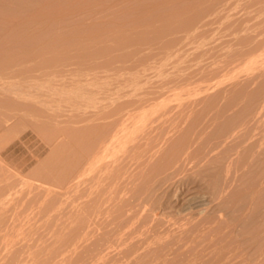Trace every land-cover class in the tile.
Instances as JSON below:
<instances>
[{
	"label": "rangeland",
	"instance_id": "rangeland-1",
	"mask_svg": "<svg viewBox=\"0 0 264 264\" xmlns=\"http://www.w3.org/2000/svg\"><path fill=\"white\" fill-rule=\"evenodd\" d=\"M27 2L26 0H0V55L2 54L0 56V219L2 218L0 221V234L2 233L0 235V264H124L125 262H128L127 264H247L248 262L249 264H263L264 0H27ZM25 4L27 5L26 7ZM1 50H3L4 53H2ZM10 55L13 58H11ZM65 64L69 67L68 69L64 67ZM232 82L235 85H233ZM225 83L229 84L226 85ZM83 90L86 95L83 94ZM239 91H242V97ZM176 93H178V97L175 95ZM191 93L193 95H191ZM224 93L226 95H224ZM77 95L81 97L77 98ZM223 97H225V99H223ZM78 99L80 100L79 103ZM191 99H193V103ZM154 100H159V102L156 101V104ZM236 101L239 104H236ZM181 103H183L185 107ZM185 103H187V106ZM137 105H139V108ZM167 105L171 107V109ZM220 105H223V107ZM172 106H175L173 110ZM177 106H179L181 110ZM133 108L136 110H133ZM226 108L227 110H225ZM239 108L240 111L238 112ZM143 109L146 110L144 111ZM153 110L155 112L157 111V113ZM195 110H197L198 113ZM213 110L215 112L211 114ZM248 110L249 112L251 111V113H249ZM179 111L182 113H179ZM41 112L45 115L41 114ZM107 112L109 114H107ZM225 112L229 113L227 114ZM119 113L125 114L124 116L126 119L128 118V121L131 120V123L128 122L125 117L123 118L122 114L119 115L120 119H122H118L119 116L117 115ZM128 113L130 118L128 117ZM137 113L139 115H137ZM170 113H172V115ZM255 113L258 116H256ZM164 114H166L167 117H164L166 116ZM244 114L247 115V117ZM111 116L114 119L111 118ZM142 116L147 118L144 119ZM193 116H195L196 119ZM141 117L142 120L145 121H142ZM97 118H99V120ZM149 118H153V120ZM206 118L208 119L205 122ZM124 119L126 121L123 122ZM183 119H185V121ZM134 121H136V123ZM147 121L148 123L150 121V123L148 124ZM171 121L174 123L172 124ZM122 122L123 125H121ZM127 123H129V125H127ZM199 123H202V125ZM227 123L228 125H226ZM86 124L89 126L86 127ZM241 124L242 126H240ZM170 125L174 126L171 127ZM237 125L241 128L238 129ZM139 126L140 129H137ZM191 126L193 127L191 128ZM200 126L202 129L204 128V130L206 126L209 130H212H207V132L203 130L202 132L200 128L201 133L199 130ZM223 126H225V128ZM257 126H259V128ZM121 127L125 129V132ZM141 127H143V131L146 130L145 128L150 129L153 131V133H151L153 135L157 132L156 134L159 135V137H157L158 139H160V135H162L161 137H170L171 141L174 138L175 141H177L175 142V148L178 149L180 145L179 150L176 149L175 152V148L172 146L174 141L171 142L169 140L170 138L168 139L169 141L163 138L162 140H165L163 141L164 143H162V140H160L161 142H155L156 135L153 136L154 138L152 139L150 130L145 131L148 133H144ZM154 127H157V129ZM209 127L213 128L210 129ZM255 127L256 129L258 128L257 131ZM168 130L170 133L172 132L173 135H171ZM176 130H178L179 139H176ZM232 130H234V132H232ZM238 130H240L241 133H235ZM80 131L82 132L81 134ZM134 131L137 133H134ZM123 133H126L128 135L127 137L132 138L129 139V141L137 139V142L134 141L135 144L132 141L126 142H128V146L134 149V153L137 152L140 156L142 154L140 158L136 155L137 158H135V160L140 163L139 161L142 158L141 161L146 164L144 165L142 163L144 168L141 169L142 165L140 164V168L136 167V169L135 165H139L136 161H134V163H132L133 161L129 162V165L132 163L131 166L133 169H131V166H124L127 163L124 162L125 160L123 157H126V161L129 158L130 161L134 153L127 157L128 155L126 153L129 151V153H132L133 149L131 148V150H129L128 146H123V144H126L123 140H128L125 134L122 135ZM188 133L193 134L191 136L192 139L194 138L193 142H188L189 140L192 141L191 138L186 139L190 137ZM203 133L210 134L206 135ZM232 133L235 134L234 137ZM143 134H146V137L150 136L149 138L140 137L144 136ZM198 134H200L199 137ZM132 135L135 136V138ZM204 135H211L210 139L212 141L208 139V137H206V139L203 138L205 137ZM212 135L214 136L212 137ZM196 136L198 140L201 139L203 142L206 140L207 143H211L208 145L202 143L200 147L202 145L204 146L200 150ZM140 138L147 139L144 141H146V143L150 141V143L148 142L147 145L142 141L146 146H144L145 144H140V146L138 145V143H140ZM181 138H185V140H187V145H190V147L196 149V151L193 149L192 153L191 151L186 152L192 148L188 149V146L184 142L185 140L182 141ZM195 138L197 142L195 141L194 143ZM201 140L200 143L202 142ZM183 142L185 143V147H183L186 148V155H184V149L180 150ZM225 142H227L228 146ZM231 142H234V144H231ZM235 142H237V144ZM170 143L171 146L168 145ZM192 143H194V145H191ZM87 144H89V146ZM134 145H136V149H139L138 151H135ZM223 145L225 146L223 147ZM247 145L248 147H246ZM151 146L153 147L151 148ZM121 147L122 149L124 148L123 151ZM157 147L159 149H157L158 152L156 153L155 148ZM221 147L222 149H220ZM225 147L227 149H225ZM117 148L118 150H116ZM144 149L145 153L146 150L148 151L147 154L142 153ZM205 149L206 151H204ZM120 150L122 152H120ZM152 150L158 154L160 158L159 161L156 160V156ZM160 150L165 152H163L165 156L168 154L171 156L172 154V162L174 161L173 157H175L173 163L176 162V164L171 163V157H163L164 154ZM236 150H238V153ZM150 151L152 152L150 153L151 155L147 156ZM177 151L181 152L179 153ZM194 151L196 154H198L199 151L202 153L196 156ZM119 152L123 153L122 155H126L121 157L122 160L120 158L122 155ZM140 152L141 154H139ZM178 154L182 155V157L180 155L182 161L181 158L179 161ZM188 154L190 156L193 154V156L197 158L202 155V158L200 157L199 160H194L193 157V161H196V164H192V156L189 160L190 156ZM160 155H162L163 158H161ZM185 156L187 157L185 158ZM94 157L95 160H93ZM165 158L168 163L170 162L169 165L171 168L174 167L176 171H179L177 174H175L176 171H171L174 170V168L166 172L165 167L167 165L168 169L169 165L168 163H164V161L167 162ZM183 158H185L184 165H182ZM117 160H119V162ZM202 160L203 162L201 164L200 162ZM224 160L226 161L224 162ZM122 161L123 164H125L121 166L120 163L122 164ZM190 161L191 165L190 163L188 165L187 162ZM177 162H181L182 164L180 163L178 166ZM147 163L150 164V167ZM186 163L187 168L185 166ZM108 164L112 168H110ZM133 164L135 165L133 166ZM155 164L160 165L157 167ZM228 164L229 166L227 167ZM163 165L165 166L163 167ZM192 165L196 166L193 167ZM199 165L201 167H199ZM145 166L151 168L150 171H148L149 168ZM188 166L190 170L191 167L194 169L190 172ZM226 169H229V171ZM141 170L145 171L143 172ZM239 170L242 171V176H240ZM152 171L155 172L153 173ZM182 171H184L185 174ZM123 172H129V174L130 172H140V174H137V177L134 173L133 176L138 179L142 177V179L138 181L134 179V177L129 178L130 176L127 177L129 174L125 173L128 174L125 175ZM105 173L107 176H104ZM167 173L168 177L166 175ZM236 175H239V177ZM148 176L153 177V179ZM154 176L157 177L155 178ZM105 177L108 178V180H106ZM169 177L170 179H168ZM223 177L224 179H222ZM162 178L167 181L166 184V181H163ZM97 179L103 181L99 183L101 180L98 181ZM226 179L228 181H226ZM152 180L156 181L153 182ZM207 180L209 182H207ZM214 180L217 182L215 183ZM238 180L242 181L240 182ZM171 181L172 183L174 181L176 182L170 186ZM98 183L100 184L99 186ZM177 183L181 184V190V186ZM254 184L257 185L258 188H256L257 186ZM158 185L161 187L163 186V189H160ZM108 186L111 188L109 189ZM207 186L208 188H206ZM228 186L234 187L229 189ZM114 187L118 188V191H120H116L117 189L115 190ZM168 187L171 189H168ZM166 188L167 190H165ZM132 189L136 192L132 191ZM145 190L147 195L145 194ZM173 191L175 192L173 193ZM182 191L184 192L182 193ZM223 191L228 192L223 193ZM115 192L116 194L118 192V194L115 195ZM149 195H151L150 197H152L151 199H153V202L156 201L155 204L153 203L154 205L152 204L153 206L150 205L152 203L151 199V203L148 201L150 198ZM124 196L126 197L124 198ZM250 197L251 199H249ZM143 199L148 203L145 202L144 204ZM225 199L227 200L225 201ZM242 199L244 200L242 201ZM247 199H249V201ZM79 200L81 202L83 201L82 204ZM110 200L114 201L109 202ZM135 206H139L138 208L140 210L138 208L136 209ZM230 207L232 209H230ZM236 209L240 210L238 211ZM212 212L215 213L213 214ZM248 213L250 215H248ZM147 214L149 217H146L148 216ZM104 216L105 219L103 218V220L102 217ZM239 216H242L240 217L241 219ZM138 217H140V219ZM95 218L98 220H96L97 222ZM106 218H108V220H106ZM186 218H188V220ZM192 218L195 219V221ZM230 218L232 220H230ZM25 221L27 223H25ZM212 221L213 223H211ZM141 222H143V224ZM29 223L30 225H27ZM190 223L192 225H190ZM230 223L231 225H229ZM221 224H223V226ZM12 225L14 229L9 228L10 226L12 227ZM180 225L179 231L177 226ZM217 225L221 228L218 229ZM169 226L171 228H169ZM229 226H232L231 229L233 230H231ZM163 227L168 228H166V230L165 228L163 229ZM213 228L214 230H212ZM175 229H177V232ZM2 230L4 231L2 232ZM13 230L16 231V233ZM161 230L162 232H160ZM183 230L185 233L182 232L181 235L180 232ZM174 231L177 233V236ZM9 232L12 233L10 234ZM127 232L128 236H126ZM140 232L148 236L143 237L142 234L140 235ZM121 233L122 235H120ZM150 233L151 235H149ZM170 233L172 234L169 235ZM221 233H223V235ZM253 233L255 234L253 235ZM198 235L201 236V238ZM134 236L138 237L134 238ZM161 236H164V238L162 239ZM196 236L197 238H195ZM228 236H231V238ZM152 237L154 238L153 240ZM160 238L161 240H159ZM221 238L224 239L222 240ZM12 239H14V242ZM242 239H244V241ZM186 240H188L187 243ZM207 240L209 244L208 242H204ZM225 241H227V243ZM130 242H132L133 245ZM170 242H172L173 245H171ZM237 242L240 244L239 246L236 244ZM247 242L250 243H248V246ZM126 243H129V245ZM178 245L181 246L182 249ZM198 245L201 251H199ZM243 245L244 247L246 246V248H244ZM107 246L110 249L114 247L113 250H115L111 251L112 249L109 250ZM139 247H141V249ZM225 247H227V249H225ZM233 248L235 250H233ZM172 251L174 252L170 254ZM190 251L193 252L191 253ZM258 251L261 252L259 253ZM238 252L239 254L237 255ZM222 253H224V255H222ZM102 255H104L105 260ZM170 255L174 257L172 258ZM215 255L216 257H214ZM227 255L231 256L229 257ZM253 255L256 257H253ZM232 256L233 258H231ZM245 256L248 258L246 259ZM217 257L219 259H217ZM201 258L204 260H201ZM160 260H162L163 263L160 262Z\"/></svg>",
	"mask_w": 264,
	"mask_h": 264
},
{
	"label": "bare ground",
	"instance_id": "bare-ground-1",
	"mask_svg": "<svg viewBox=\"0 0 264 264\" xmlns=\"http://www.w3.org/2000/svg\"><path fill=\"white\" fill-rule=\"evenodd\" d=\"M26 2H27V0H26ZM27 3H28V2H27ZM27 3H26V4H27ZM26 4H25V7L28 5V4H27V5H26ZM26 9H27V8H26ZM8 43H9V41H8ZM6 51H7V50H6ZM6 51H5V52H6ZM1 52L4 53L3 50H1ZM8 52H9V51H8ZM1 55H2V54H1ZM1 55H0V56H1ZM5 55H6V54H5ZM10 56H11V55H10ZM2 57H3V56H2ZM11 58H13V57L11 56ZM0 59H1V58H0ZM70 62H72V61H70ZM63 63H64V62H63ZM71 64H72V63H71ZM69 65H70V63H69ZM72 65H73V64H72ZM74 66H75V64H74ZM59 67H60V65H59ZM59 67H58V69H59ZM62 67H63V65H62ZM64 67H66L67 69L69 68V67H67L66 64H65ZM64 67H63V70H64ZM77 69H78V68H77ZM58 71H59V70H58ZM60 71H61V70H60ZM74 71H75V70H74ZM9 72H10V71H9ZM77 72H78V70H77ZM75 73H76V72H75ZM77 74H78V73H77ZM77 77H78V76H77ZM80 77H81V76H80ZM100 77H102V76H100ZM78 79H79V78H78ZM225 84H226V83H225ZM228 84H229V83H228ZM228 84H226V85H228ZM232 84H233V82H232ZM232 84H231V85H232ZM233 85H235V84H233ZM246 85H248V84H246ZM251 85H252V84H251ZM226 87H227V86H226ZM229 87H230V86H229ZM236 87H237V86H236ZM236 87H235V89H236ZM247 87H248V86H247ZM240 88H243V87H240ZM249 88H250V87H249ZM249 88H248V89H249ZM229 90H230V89H229ZM232 90L234 91L233 88H232ZM244 90H245V89H244ZM222 91H223V90H222ZM225 91H226V90H225ZM233 91H231V92H233ZM83 92H84V90H83ZM223 92H224V91H223ZM228 92H229V91H228ZM239 92H240V91H239ZM241 92H242V91H241ZM241 92H240V94H241ZM80 93H81V92H80ZM182 93H183V92H182ZM225 93H227V92H225ZM225 93H224V95H226ZM245 93H246V92H245ZM251 93H252V92H251ZM83 94H85V92H84ZM177 94H178V93H176L175 95L177 96ZM179 94H180V93H179ZM246 94H247V93H246ZM85 95H86V94H85ZM171 95H172V94H171ZM171 95H170V96H171ZM180 95H181V94H180ZM191 95H193V94L191 93ZM221 95H222V94H221ZM242 95H243V93L241 94V97H242ZM244 95H245V94H244ZM77 96H78V95H77ZM82 96H83V95H82ZM89 96H90V95H89ZM184 96H186V95H184ZM187 96H188V95H187ZM222 96H223V95H222ZM235 96H236V95H235ZM79 97H81V96H78L77 98H79ZM83 97H84V96H83ZM86 97H87V96H86ZM172 97H174V96H172ZM177 97H178V96H177ZM180 97H181V96H180ZM228 97H230V96H228ZM228 97H226V98H228ZM232 97H233V96H232ZM247 97H248V96H247ZM77 98H76V99H77ZM219 98H220V97H219ZM219 98H218V99H219ZM81 99H82V98H81ZM167 99H168V98H167ZM167 99H166V100H167ZM175 99H177V98H175ZM188 99H189V98H188ZM188 99H187V101H188ZM223 99H225V97H223ZM231 99H232V98H231ZM239 99H240V97H239ZM72 100H73V99H72ZM170 100H171V99H170ZM192 100H193V99H191V101H192ZM220 100H221V99H220ZM233 100H234V99H233ZM236 100H237V99H236ZM240 100H241V99H240ZM79 101H80V100L78 99V103H79ZM140 101H141V100H140ZM154 101L156 102L157 100H154ZM178 101H179V99H178ZM178 101H177V102H178ZM185 101H186V100H185ZM185 101H184V102H185ZM226 101H227V100H226ZM231 101H232V100H231ZM74 102H75V101H74ZM144 102H145V101H144ZM157 102H159V100H158ZM157 102H156V104H157ZM164 102H165V98H164ZM180 102H181V100H180ZM189 102H190V101H189ZM193 102H194V101H192V103H193ZM195 102H196V101H195ZM222 102H223V100H222ZM236 102H237V101H236ZM263 102H264V101H263ZM137 103H138V102H137ZM137 103H134V104H137ZM153 103H154V102H153ZM190 103H191V102H190ZM197 103H198V102H197ZM197 103H196V104H197ZM210 103H211V102H210ZM213 103H214V102H213ZM220 103H221V102H220ZM75 104H76V102H75ZM125 104H127V103H125ZM145 104H146V103H145ZM148 104H149V102H148ZM181 104L184 106L183 103H181ZM188 104H189V103H188ZM227 104H228V103H227ZM236 104H239V103L237 102ZM263 104H264V103H263ZM143 105H144V104H143ZM146 105H147V104H146ZM150 105H151V104H150ZM174 105H175V104H174ZM185 105L187 106V103H185ZM192 105H194V104H192ZM215 105H216V104H215ZM243 105H244V104H243ZM243 105H242V106H243ZM137 106H138V108H139V105H137ZM141 106H142V105H141ZM144 106H145V105H144ZM148 106H149V105H148ZM148 106H147V107H148ZM155 106H156V105H155ZM158 106H159V105H158ZM167 106H168V105H167ZM194 106H195V105H194ZM196 106H197V105H196ZM220 106L223 107V105H220ZM227 106H228V105H227ZM237 106H238V105H237ZM261 106H263V105H261ZM126 107H127V105H126ZM126 107H125V110H126ZM131 107H132V106H131ZM168 107H169V106H168ZM177 107L179 108V106H177ZM180 107H182V106H180ZM184 107H185V106H184ZM209 107H210V106H209ZM214 107H215V106H214ZM217 107H218V106H217ZM217 107H216V109H217ZM228 107H229V106H228ZM239 107H240V106H239ZM244 107H245V105H244ZM244 107H243V108H244ZM116 108H117V107H116ZM135 108H136V107H135ZM142 108H143V106H142ZM142 108H141V110H142ZM156 108H157V107H156ZM158 108H159V107H158ZM169 108L171 109V107H169ZM173 108H175V106H174V107L172 106V110H173ZM178 108H176V109H178ZM191 108H192V106H191ZM224 108H225V107H224ZM253 108H254V107H253ZM255 108H256V107H255ZM262 108H263V107H262ZM111 109H112V108H111ZM121 109H122V108H121ZM130 109H132V108H130ZM179 109L181 110V108H179ZM179 109H178V110H179ZM183 109H184V108H183ZM187 109H188V107H187ZM187 109H186V110H187ZM189 109H190V108H189ZM192 109H193V108H192ZM195 109H196V107H195ZM216 109H214V110H216ZM218 109H219V108H218ZM221 109H222V108H221ZM245 109H247V108H245ZM107 110H108V109H107ZM109 110H110V109H109ZM133 110H136V109L133 108ZM143 110H144V109H143ZM145 110H146V109H145ZM145 110H144V111H145ZM154 110H155V109H154ZM154 110H153V111H154ZM168 110H169V109H168ZM172 110H171V111H172ZM186 110H185V111H186ZM197 110H198V109H197ZM197 110H195V111L197 112ZM208 110H209V109H208ZM214 110L211 112V114H212L213 112H215ZM219 110H220V109H219ZM225 110H227V108H226ZM242 110H243V109H242ZM249 110H250V109H249ZM249 110H248V112H249ZM258 110H259V109H258ZM114 111H115V110H114ZM128 111H129V110H128ZM150 111H151V109H150ZM161 111H162V110H161ZM216 111H217V110H216ZM233 111H235V110H233ZM233 111H232V112H233ZM239 111H240V108H239L238 112H239ZM244 111H245V110H244ZM244 111H243V112H244ZM255 111H256V110H255ZM104 112H106V111H104ZM104 112H103V113H104ZM116 112H117V111H116ZM116 112H115V113H116ZM126 112H127V111H126ZM135 112H136V111H135ZM141 112H142V111H141ZM154 112H155V111H154ZM164 112H165V111H164ZM192 112H194V111H192ZM196 112H195V113H196ZM219 112H220V111H219ZM246 112H247V111H246ZM256 112H257V111H256ZM261 112H262V110H261ZM263 112H264V110H263ZM130 113H131V112H130ZM139 113H140V112H139ZM146 113H147V112H146ZM155 113H157V111H156ZM177 113H178V112H177ZM179 113H182V112L179 111ZM190 113H191V112H190ZM195 113H194V114H195ZM197 113H198V112H197ZM197 113H196V114H197ZM201 113H202V112H201ZM225 113H227V112H225ZM228 113H229V112H228ZM228 113H227V114H228ZM241 113H242V112H241ZM249 113H251V111H250ZM258 113H260V112H258ZM41 114H44V113L41 112ZM107 114H109V113L107 112ZM121 114H122V113H121ZM121 114L119 113L118 115H117V114H116V115L119 116V115H121ZM143 114H144V112H143ZM151 114H153V113H151ZM170 114L172 115V113H170ZM173 114H174V113H173ZM175 114H176V113H175ZM185 114H186V113H185ZM216 114H217V113H216ZM230 114H231V112H230ZM230 114H229V115H230ZM255 114H256V113H255ZM44 115H45V114H44ZM111 115H112V114H111ZM116 115H115V116H116ZM122 115H123V114H122ZM124 115H125V114H124ZM124 115H123V118L125 117ZM132 115H133V114H132ZM137 115H139V114L137 113ZM140 115H142V114H140ZM147 115H148V114H147ZM156 115H157V114H156ZM158 115H159V114H158ZM161 115H162V114H161ZM164 115H166V114H164ZM164 115H163V116H164ZM181 115H182V114H181ZM188 115H189V114H188ZM197 115H198V114H197ZM202 115H203V114H202ZM202 115H201V116H202ZM218 115H219V114H218ZM221 115H222V114H221ZM244 115H245V114H244ZM244 115H243V116H244ZM40 116H41V115H40ZM42 116H43V115H42ZM112 116H113V115H112ZM112 116H111V118H113ZM115 116H114V117H115ZM130 116H131V115H130ZM149 116H150V115H149ZM149 116H148V117H149ZM153 116H154V115H153ZM182 116H183V115H182ZM190 116H191V115H190ZM209 116H210V115H209ZM230 116H231V115H230ZM232 116H233V115H232ZM245 116L247 117V115H245ZM249 116H250V115H249ZM249 116H248V117H249ZM252 116H253V115H252ZM256 116H258V115L256 114ZM260 116H261V114H260ZM89 117H90V116H89ZM128 117H129V113H128ZM133 117H134V116H133ZM137 117H138V116H137ZM139 117H140V116H139ZM142 117H143V116H142ZM142 117H141V120H142ZM150 117H151V116H150ZM161 117H162V116H161ZM161 117H160V119H161ZM164 117H167V115L164 116ZM164 117H163V118H164ZM172 117H173V116H172ZM178 117L181 118L180 116H178ZM185 117H186V116H185ZM191 117H192V116H191ZM193 117L195 118V116H193ZM205 117H206V116H205ZM213 117H214V116H213ZM216 117H217V116H216ZM222 117H223V115H222ZM90 118H92V117H90ZM94 118H95V117H94ZM129 118H130V117H129ZM143 118L145 119V118H147V117H143ZM217 118H218V117H217ZM231 118H232V117H231ZM236 118H237V117H236ZM240 118H241V117H240ZM257 118H258V117H257ZM263 118H264V117H263ZM97 119L99 120V118H97ZM113 119H114V118H113ZM116 119H117V117H116ZM118 119H120V116H119ZM121 119H122V118H121ZM121 119H120V120H121ZM125 119H126V117H125ZM125 119L123 120V122L126 121L128 118H127L126 120H125ZM133 119H135V118H133ZM133 119H132V121H133ZM138 119H139V118H138ZM138 119H137V120H138ZM149 119H150V120H153V118H152V119L149 118ZM154 119H156V118H154ZM158 119H159V118H158ZM167 119H168V118H167ZM169 119H170V118H169ZM189 119H190V118H189ZM192 119H193V118H192ZM195 119H196V118H195ZM200 119H201V117H200ZM203 119H204V118H203ZM207 119H208V118H206L205 122L207 121ZM222 119H223V118H222ZM255 119H256V118H255ZM255 119H253V120H255ZM89 120H90V119H89ZM93 120H94V119H93ZM120 120H119V121H120ZM156 120H157V119H156ZM163 120H164V119H163ZM172 120H173V118H172ZM183 120L185 121V119H183ZM186 120H187V119H186ZM236 120H237V119H236ZM240 120H241V119H240ZM246 120H248V119H246ZM249 120H250V119H249ZM256 120H257V119H256ZM262 120H263V119H262ZM262 120H261V122H262ZM127 121H128V120H127ZM130 121H131V120H130ZM130 121H128V122H130ZM142 121H145V120H142ZM161 121H162V120H161ZM168 121H169V120H168ZM187 121H188V120H187ZM193 121H194V120H193ZM196 121H198V120H196ZM219 121H220V123H221V120H220V119H219ZM90 122H92V121H90ZM90 122H89V123H90ZM103 122H104V121H103ZM106 122H107V121H106ZM123 122H122V124H121V123H120V124L123 125ZM134 122L136 123V121H134ZM138 122H140V121H138ZM181 122H182V121H181ZM200 122H201V121H200ZM223 122H224V121H223ZM247 122H249V121H247ZM251 122H253V121H251ZM261 122H260V123H261ZM118 123H119V122H118ZM118 123H117V124H118ZM130 123H131V122H130ZM147 123H148V121H147ZM149 123H150V121H149ZM149 123H148V124H149ZM154 123H155V121H154ZM156 123H157V121H156ZM169 123H170V121H169ZM171 123L173 124L174 122L171 121ZM195 123H196V122H195ZM215 123H216V122H215ZM225 123H226V122H225ZM240 123H241V122H240ZM255 123H256V122H255ZM90 124H91V123H90ZM120 124H119V125H120ZM125 124H126V123H125ZM132 124H133V123H132ZM132 124H131V126H132ZM139 124H140V123H139ZM151 124H152V123H151ZM182 124H183V123H182ZM184 124H185V123H184ZM199 124L202 125V123H199ZM209 124H210V123H209ZM212 124H213V123H212ZM232 124H233V123H232ZM236 124H237V123H236ZM242 124H243V122H242ZM242 124H241L240 126H242ZM248 124H249V123H248ZM257 124H258V123H257ZM127 125H129V123H127ZM135 125H136V124H135ZM142 125L144 126L143 123H142ZM155 125H156V124H155ZM185 125H186V124H185ZM192 125H193V123H192ZM207 125H208V124H207ZM218 125H219V124H218ZM221 125H222V123H221ZM226 125H228V123H227ZM226 125H225V126H226ZM259 125H260V124H259ZM263 125H264V124H263ZM75 126H76V125H75ZM87 126H89V125L86 124V127H87ZM99 126H100V125H99ZM106 126H107V125H106ZM124 126H125V125H124ZM124 126H123V127H124ZM136 126H137V125H136ZM170 126H171V125H170ZM173 126H174V125H172L171 127H173ZM188 126H189V125H188ZM203 126H205V125H203ZM211 126H212V125H211ZM225 126H223V127L225 128ZM245 126H246V124H245ZM250 126H251V125H250ZM91 127H92V126H91ZM123 127H121V129H124ZM180 127H181V126H180ZM192 127H193V126H191V128H192ZM194 127H195V125H194ZM217 127H219V126H217ZM232 127H233V125H232ZM237 127H238V129L241 128V127H239L238 125H237ZM243 127H244V126H243ZM257 127L259 128V126H257ZM92 128H93V127H92ZM104 128H106V127H104ZM110 128H111V127H110ZM118 128H119V126H118ZM125 128H126V127H125ZM130 128H131V127H130ZM134 128H135V126H134ZM141 128H142V131H143V127H141ZM154 128L157 129V127H154ZM158 128H159V127H158ZM160 128H161V127H160ZM162 128H163V127H162ZM197 128H198V127H197ZM200 128H201V126L199 127V130H200ZM206 128H207V126L205 127V130H204V128H203V129L201 128L202 132H203V130H204V132H207V130H209L208 128H207V129H206ZM209 128H210V127H209ZM211 128H213V127H211ZM211 128H210V129H211ZM226 128H227V127H226ZM251 128H252V126H251ZM258 128H257V129H258ZM80 129H81V128H80ZM98 129H100V128H98ZM111 129H112V128H111ZM127 129H128V128H127ZM127 129H126V131H127ZM137 129H140V126H139ZM145 129H146V130L143 131L144 133H148V132H145V131H147V130L149 131V130H150V129H148V128H145ZM156 129H155V130H156ZM165 129H166V128H165ZM168 129H169V128H168ZM177 129H178V128H177ZM179 129H180V128H179ZM181 129H182V128H181ZM229 129H231V128H229ZM246 129H247V128H246ZM255 129H256V127H255ZM257 129H256V131H257ZM260 129H261V128H260ZM82 130H83V129H82ZM89 130H90V129H89ZM91 130H92V129H91ZM106 130H107V129H106ZM128 130H130V129H128ZM132 130H133V129H132ZM135 130H136V128H135ZM162 130H163V129H162ZM169 130H171V129H169ZM169 130H168V132H169ZM186 130H187V129H186ZM190 130H191V129H190ZM194 130H195V129H194ZM201 130H200V132H201ZM211 130H212V129H211ZM211 130H209V131H211ZM217 130H218V129H217ZM220 130H221V129H220ZM236 130H237V129H236ZM83 131H85V130H83ZM112 131H113V129H112ZM117 131H119V130H117ZM123 131L125 132V129H124ZM138 131L141 132V133H143V132L140 131V130H138ZM160 131H161V129H160ZM163 131H165V130H163ZM171 131H172V130H171ZM176 131H177V133H176V134H177L176 139H179V138H178V130H176ZM225 131H226V130H225ZM252 131H254V130H252ZM263 131H264V129H263ZM91 132H92V131H91ZM98 132H99V131H98ZM131 132H133V131H131ZM158 132H159V131H158ZM161 132H162V131H161ZM181 132H182V131H181ZM187 132H188V131H187ZM195 132H197V131H195ZM198 132H199V131H198ZM202 132H201V133H202ZM228 132H229V131H228ZM232 132H234V130H232ZM238 132L241 133L240 130L236 131L235 133H238ZM249 132H250V131H249ZM81 133H82V132L80 131V134H81ZM112 133H114V132H112ZM112 133H111V134H112ZM126 133H127V132H126ZM126 133H123L122 135L125 134L126 137H127L128 135H127ZM134 133H137V132L134 131ZM141 133H139V134H141ZM151 133H153V131L150 130V134H151ZM156 133H157V132H156ZM156 133H154V135L151 134V135H152V139L154 138L153 136H155V135H156V138L159 137V135H157ZM169 133H170V132H169ZM184 133H185V132H184ZM191 133H193V132H191ZM201 133H200V134H201ZM212 133H213V132H212ZM216 133H217V132H216ZM245 133H246V132H245ZM253 133H254V132H253ZM253 133H251V134H253ZM78 134H79V133H78ZM90 134H93V133H90ZM90 134H89V135H90ZM101 134H102V133H101ZM132 134H133V133H132ZM159 134H160V132H159ZM170 134L173 135L172 132H171ZM176 134H175V135H176ZM186 134H187V133H186ZM188 134L190 135V137H189V138H186V139H190L191 136H192L193 134L196 135L195 133H193V134L188 133ZM200 134H198V137H199ZM203 134H206V133H203ZM209 134H210V133H207L206 135H209ZM232 134H233V137H234L235 134H234V133H232ZM76 135H77V134H76ZM113 135H114V134H113ZM143 135H144V136H140V137H143V138H144V137H145V138H149V136H150V135H149V136L146 137V136H145L146 134H143ZM206 135H204L205 137H203V138H205V139H206V137H208V139L211 138V137H210L211 135H210V136H206ZM230 135H231V133H230ZM243 135H244V134H243ZM74 136H75V135H74ZM105 136H106V135H105ZM129 136H130V135H129ZM132 136H133V135H132ZM161 136H162V135H160V139L157 138L158 140L155 138V142H158V141L161 142L160 140H162L163 138H164L165 140H167V141H169V140L171 141V138H170V137H169V138H170V139H169V138H167L166 136H165V137H161ZM167 136H168V135H167ZM187 136H188V135H187ZM187 136H184V137H187ZM201 136H202V134H201ZM213 136H214V135H212V137H213ZM227 136H228V135H227ZM258 136H259V135H258ZM79 137H80V136H79ZM130 137H131V136H130ZM133 137L135 138V136H133ZM194 137H195V136H194ZM198 137L196 136L197 140H198ZM218 137H219V136H218ZM222 137H223V136H222ZM230 137H232V136H230ZM233 137H232V138H233ZM237 137H238V136H237ZM245 137H246V136H245ZM251 137H252V136H251ZM259 137H261V136H259ZM263 137H264V136H263ZM92 138H93V137H92ZM108 138H109V137H108ZM111 138H112V137H111ZM127 138H128V140H123V141L126 142V141H129V139H132V138H129V137H127ZM172 138H173V136H172ZM182 138H183V137H182ZM182 138H181V139H182ZM196 138H195V140H194V143H195V141L197 142ZM200 138H201V137H200ZM219 138H220V137H219ZM248 138H249V137H248ZM248 138H247V139H248ZM82 139H83V138H82ZM88 139H89V138H88ZM90 139H91V138H90ZM97 139H98V138H97ZM97 139H96V140H97ZM124 139H125V138H124ZM140 139H141V138H140ZM140 139H139L140 143H138V145H140V144H141V145H144V144L146 143V141H144V140H147V139H141V140H140ZM168 139H169V140H168ZM193 139H194V138H193ZM193 139L191 138L192 141L189 140L188 142H193ZM205 139H204V140H205ZM208 139H207V140H208ZM212 139H214V138H212ZM217 139H218V138H217ZM217 139H216V140H217ZM221 139H222V138H221ZM234 139H235V138H234ZM236 139H237V138H236ZM262 139H263V138H262ZM83 140H84V139H83ZM91 140H92V139H91ZM98 140H99V139H98ZM104 140H105V139H104ZM111 140H112V139H111ZM114 140H116V139H114ZM114 140H113V141H114ZM136 140H137V139H136ZM136 140H130V141H132V142L134 143V141L137 142ZM148 140H151V139H148ZM156 140H157V141H156ZM165 140H162V143H164L163 141H165ZM183 140H185V138L182 139V141H183ZM200 140H201V139H199L198 142H197V144H198L199 147H200V145H201L202 143H203L204 145H205V143H206V145H208L209 143H211V142H208V143H207L206 140H205V142H203V141L201 140L202 142L200 143ZM210 140H211V139H210ZM218 140H219V139H218ZM223 140H224V139H223ZM238 140H239V139H238ZM244 140H245V139H244ZM251 140H252V139H251ZM253 140H254V139H253ZM94 141H95V140H94ZM107 141H108V140H107ZM130 141H129V142H130ZM142 141H144L145 143L142 142ZM172 141H174V144L172 143V146L175 148V146H176V145H175V142H177V141H175L174 138L172 139ZM172 141H171V142H172ZM178 141H179V140H178ZM211 141H212V140H211ZM213 141H214V140H213ZM228 141H229V139H228ZM87 142H88V141H87ZM117 142H118V141H117ZM141 142H142V143H141ZM148 142L150 143V141H148ZM148 142H147V143H148ZM179 142H181V141H179ZM184 142H185L186 145H187V140H185ZM184 142L182 143V146H181L180 150H181V149H184V155H186V154H185L186 152H190V151H191V153H192L194 148L190 147V145H189V146L187 145V146H188V149H190V148H192V149L189 150V151H186V150H185L186 148H184V147H185V143H184ZM216 142H217V141H216ZM219 142H220V141H219ZM246 142H247V141H246ZM260 142H261V141H260ZM262 142H263V141H262ZM97 143H98V142H97ZM100 143H101V142H100ZM102 143H104V142H102ZM107 143H108V142H107ZM113 143H114V142H113ZM120 143H121V142H120ZM147 143H146V144H147ZM194 143H192L191 145H194ZM199 143H200V144H199ZM228 143H229V142H228ZM232 143L234 144V142H231V144H232ZM235 143L237 144V142H235ZM238 143H239V141H238ZM256 143H257V142H256ZM109 144H110V143H109ZM109 144H108V145H109ZM111 144H112V143H111ZM117 144H118V143H117ZM134 144H135V143H134ZM146 144H145L144 146H146ZM179 144H181V143H179ZM217 144H218V143H217ZM225 144L227 145V142H225ZM239 144H240V143H239ZM241 144H242V143H241ZM253 144H254V143H253ZM262 144H263V143H262ZM87 145L89 146V144H87ZM97 145H98V144H97ZM101 145H103V144H101ZM101 145H100V146H101ZM120 145H122V144H120ZM128 145H129L128 142H126L125 145L123 144V146H128ZM141 145H140V146H141ZM147 145H148V144H147ZM152 145H153V144H152ZM168 145L171 146V143L168 144ZM168 145H166V146H168ZM177 145H178V143H177ZM195 145H196V144H195ZM204 145H202V146L200 147V150L203 148ZM212 145H215V144H212ZM221 145H222V144H221ZM221 145H219V146H221ZM243 145H244V144H243ZM251 145H252V144H251ZM254 145H255V144H254ZM100 146H99V147H100ZM123 146H122V147H123ZM135 146H136V145H134L133 147L135 148ZM166 146H165V147H166ZM183 146H184V147H183ZM198 146H196V147H198ZM210 146H211V145H210ZM224 146H225V145H223V147H224ZM227 146H228V145H227ZM227 146H226V147H227ZM259 146H260V145H259ZM111 147H112V145H111ZM122 147H121V149H122ZM128 147H129V150H131L132 147H130V146H128ZM152 147H153V146H151V148H152ZM154 147H155V146H154ZM179 147H180V145H179ZM179 147H178V149L175 148V152H176V149L179 150ZM199 147H198V148H199ZM212 147H213V146H212ZM226 147H225V149H227ZM246 147H248V145H247ZM105 148H106V147H105ZM115 148H116V147H115ZM115 148H114V150H115ZM119 148H120V147H119ZM126 148H127V147H126ZM174 148H173V149H174ZM244 148H245V147H244ZM92 149H93V148H92ZM123 149H124V148H123ZM123 149H122V151H123ZM132 149H133V148H132ZM135 149H136V148H135ZM149 149H150V147H149ZM149 149H148V150H149ZM153 149H154V148H153ZM157 149H159V148H158V147L155 148V150H156L155 152H156V153L158 152ZM207 149H208V148H207ZM217 149H218V148H217ZM220 149H222V147H221ZM236 149H237V148H236ZM240 149H241V148H240ZM249 149H250V148H249ZM253 149H254V148H253ZM94 150H95V149H94ZM107 150H108V148H107ZM116 150H118V148H117ZM129 150H128V151H129ZM138 150H139V149H136L135 151H138ZM140 150H141V149H140ZM150 150H151V149H150ZM194 150L196 151V149H194ZM210 150H211V149H210ZM234 150H235V148H234ZM234 150H233V151H234ZM241 150H242V149H241ZM244 150H245V149H244ZM247 150H248V149H247ZM95 151H96V150H95ZM109 151H110V150H109ZM122 151L120 150V152H122ZM128 151H127V152H128ZM132 151H133L132 153H129L130 151L128 152L129 154L126 153V154L128 155L127 157H129L130 154H133V153H134V149H133ZM160 151H161L162 153L164 152V151H162V150H160ZM160 151H159V152H160ZM185 151H186V152H185ZM195 151H194V152H195ZM202 151H203V150H202ZM204 151H206V149H205ZM222 151H223V150H222ZM236 151H237V153H238V150H236ZM242 151H243V150H242ZM250 151H251V150H250ZM89 152H90V151H89ZM92 152H94V151H92ZM120 152H119V153H120ZM125 152H126V151H125ZM125 152H124V153H125ZM152 152H154V150H152ZM152 152L150 151V152H149V155H147V156H150V155H151L150 153H152ZM155 152H154V155L156 156V160L159 161L160 158H159L158 154H156ZM161 152H160V154H161ZM177 152L180 153L181 151H177ZM197 152H198V151H197ZM211 152H212V151H211ZM214 152H215V151H214ZM216 152H217V151H216ZM219 152H220V150H219ZM230 152H231V151H230ZM234 152H235V151H234ZM245 152H246V151H245ZM94 153H95V152H94ZM97 153H98V152H97ZM136 153H137V152H135L132 156L130 155L131 158H132V157L134 158V160H133V158H132V160H130V161H129V158H128V160L126 161V157H123V156H126V155H122L123 153H120V154L122 155V156H120V158L123 157L124 160H125L124 162L127 163L126 165H124L125 163L123 164V161H122V164L120 163V165H121V166L124 165L125 167H126V166H131L132 163H134V161H136V160H135V158H137L136 155L139 156L138 158H140V157L142 156L141 152L139 153V154H141V156L138 155V153H137V154H136ZM142 153L147 154L148 151L146 150V153H145V149H144V150L142 151ZM164 153H165V152H164ZM164 153H163V154H164ZM182 153H183V150H182ZM182 153H181V154H182ZM199 153H202V152L199 151ZM199 153L196 154V152H195V155L197 156V155H199ZM212 153H213V152H212ZM241 153H242V152H241ZM109 154H110V152H109ZM112 154H113V153H112ZM120 154H119V155H120ZM163 154H162V155H163ZM166 154H167V153H166ZM181 154H180V155H181ZM189 154H190V153H189ZM189 154H188V155H189ZM193 154H194V153H193ZM193 154L191 155L192 158H191V156L189 155V156H190V157H189V160H190V158H191V160H192V164H196V163H195L196 161H195V162L193 161V157H194ZM203 154H204V153H203ZM221 154H222V153H221ZM230 154H231V153H230ZM230 154H228V155H230ZM247 154H248V153H247ZM89 155H90V153H89ZM92 155H93V153H92ZM105 155H107V154H105ZM134 155H135V157H134ZM162 155H160L161 158H163V157L165 156V154L163 155V157H162ZM178 155H179V154H178ZM180 155H179V161H180V158L182 157V155H181V157H180ZM188 155H187V156H188ZM200 155H201V154H200ZM208 155H209V154H208ZM213 155H214V154H213ZM222 155H223V154H222ZM234 155H235V154H234ZM237 155H238V154H237ZM249 155H250V154H249ZM249 155H248V156H249ZM94 156H95V155H94ZM97 156H98V155H97ZM172 156H173L172 154H171V156H169V154H168V155L165 156V157H166V158H167V157H168V158L171 157L170 160H171V163H173V162L175 161V157H173V158H174V161L172 162ZM187 156H185V158H186ZM196 156L194 157V160H199V158H200L202 155H201L200 157L198 156V158H197ZM230 156H232V155H230ZM241 156H242V155H241ZM243 156H244V155H243ZM250 156H251V155H250ZM91 157H92V156H91ZM98 157H100V156H98ZM106 157H107V156H106ZM157 157H158V158H157ZM208 157H209V156H208ZM235 157H236V156H235ZM108 158H109V156H108ZM112 158H113V157H112ZM114 158H115V157H114ZM117 158H119V157H117ZM166 158H165V160H166ZM176 158H177V154H176ZM185 158H183V164L180 162L182 165H184ZM201 158H202V157H201ZM206 158H207V157H206ZM209 158H210V157H209ZM89 159H90V158H89ZM93 160H95V157L93 158ZM100 160H101V158H100ZM121 160H122V158H121ZM141 160H142V158H141ZM141 160L139 161L140 163H138V161H136V162L139 164L138 166L135 165V164H133V166L135 165V168H136V167L140 168L139 166H140V164H141V165H142L141 169L144 168L143 166L146 165V164L143 163ZM149 160H150V157H149ZM170 160H169V161H170ZM177 160H178V158H177ZM189 160H188V161H189ZM207 160H208V158H207ZM213 160H214V157H213ZM230 160H231V158H230ZM241 160H242V158H241ZM117 161L119 162V160H117ZM132 161H133V162H132ZM163 161H164V160H163ZM166 161H167V160H166ZM181 161H182V158H181ZM218 161H219V160H218ZM225 161H226V160H224V162H225ZM236 161H237V160H236ZM249 161H250V160H249ZM249 161H247V162H249ZM95 162H96V161H95ZM95 162H94V163H95ZM129 162H132L131 165H129ZM136 162H135V163H136ZM150 162H151V161H150ZM202 162H203V160H202L200 163L202 164ZM204 162H205V161H204ZM206 162H207V161H206ZM222 162H223V161H222ZM245 162H246V160H245ZM98 163H99V160H98ZM106 163H107V161H106ZM116 163H117V162H116ZM137 163H136V164H137ZM142 163H143L144 165H143ZM155 163H156V161H155ZM164 163H168V161H167V162L164 161ZM169 163H170V162H169ZM169 163H168V165H169ZM177 163H178L177 165L179 166L180 163H179V162H177ZM187 163H188V165H189V163H190V165H191V161H190V162H187ZM187 163H186V165H185L186 168H187ZM209 163H210V162H209ZM232 163H233V161H232ZM238 163H239V162H238ZM109 164H110V162H109ZM109 164H108V166H109ZM160 164H161V162H160ZM160 164H159V165H160ZM162 164H163V163H162ZM173 164H176V162L173 163ZM198 164H199V162H198ZM201 164H200V165H201ZM203 164H205V163H203ZM214 164H215V163H214ZM217 164H218V163H217ZM226 164H227V163H226ZM229 164H230V163H229ZM229 164L227 165V167L229 166ZM240 164H241V163H240ZM244 164H245V163H244ZM120 165H118V166H120ZM147 165H149V167H150V164L147 163ZM155 165H157V164H155ZM159 165H157V167H158ZM171 165H172V164H171ZM200 165H199V167H201ZM218 165H219V164H218ZM224 165H225V163H224ZM262 165H263V164H262ZM111 166H112V165H111ZM164 166H165V165H163V167H164ZM169 166H170V165H169ZM169 166H168V169H167V165H166V167H165L166 172L174 168V167L171 168V166H170V168H169ZM192 166H193V165H192ZM195 166H196V165H195ZM195 166H193V167H195ZM230 166H231V165H230ZM245 166H246V165H245ZM245 166H244V167H245ZM247 166H248V165H247ZM96 167H97V166H96ZM98 167H99V166H98ZM109 167H110V166H109ZM109 167H108V168H109ZM113 167H114V166H113ZM131 167H132V166H131ZM131 167H130V168H131ZM145 167H146V168H149V167H147V166H145ZM151 167H152V166H151ZM160 167H162V166H160ZM181 167H182V166H181ZM205 167H206V166H205ZM217 167H218V166H217ZM233 167H234V166H233ZM110 168H112V167H110ZM135 168H134V169H135ZM146 168H145V169H146ZM189 168H190V167L188 166V169H189ZM213 168H214V167H213ZM224 168H226V167H224ZM229 168H230V167H229ZM236 168H237V167H236ZM242 168H243V166H242ZM245 168H246V167H245ZM245 168H244V169H245ZM114 169H115V168H114ZM118 169H119V168H118ZM131 169H133V167H132ZM136 169H137V168H136ZM136 169H135V170H136ZM150 169H151V168H149L148 171H150ZM181 169H182V168H181ZM192 169H194V168L191 167V170L189 169L190 172L192 171ZM195 169H196V168H195ZM202 169H203V166H202ZM209 169H210V168H209ZM219 169H220V168H219ZM230 169H231V168H230ZM237 169H238V168H237ZM237 169H236V171H237ZM98 170H99V169H98ZM112 170H113V169H112ZM138 170H139V169H138ZM152 170H153V169H152ZM163 170H164V168H163ZM199 170H200V169H199ZM226 170H227V169H226ZM241 170H242V169H241ZM118 171H120V170H118ZM118 171H117V172H118ZM122 171H123V170H122ZM124 171H125V170H124ZM141 171L144 172L145 170H141ZM161 171H162V170H161ZM171 171H176V170H175V168H174V170H171ZM194 171H196V170H194ZM194 171H193V172H194ZM222 171H223V169H222ZM227 171H229V169H228ZM231 171H232V170H231ZM234 171H235V170H234ZM234 171H233V172H234ZM117 172H115V173H117ZM152 172L154 173L155 171H152ZM177 172H179V171L177 170L175 174H177ZM180 172H181V171H180ZM182 172H184V171H182ZM193 172H192V173H193ZM204 172H205V171H204ZM214 172H215V171H214ZM219 172H221V171H219ZM225 172H226V171H225ZM237 172H238V171H237ZM239 172H240V176H242V175H241V172H242V171L239 170ZM102 173H103V172H102ZM102 173H101V174H102ZM120 173H121V172H120ZM123 173H124V172H123ZM123 173H122V174H123ZM125 173H128V174H129V172H125ZM125 173H124V174H125ZM133 173H134V175H135L136 177H137V174H138V173L140 174V172H138V173L133 172ZM133 173L130 172L129 175H128V174H125V175H128L127 177L130 176L129 178H133V177H134V176H133ZM160 173H161V172H160ZM168 173H169V172H168ZM168 173L166 174L167 177H168ZM196 173H197V172H196ZM209 173H210V172H209ZM212 173H213V172H212ZM215 173H216V172H215ZM131 174H132V175H131ZM181 174H182V173H181ZM184 174H185V172H184ZM220 174H221V173H220ZM228 174H229V173H228ZM230 174H231V173H230ZM235 174H236V173H235ZM119 175H120V174H119ZM125 175H124V176H125ZM197 175H198V174H197ZM200 175H201V174H200ZM200 175H199V176H200ZM214 175H215V174H214ZM218 175H219V174H218ZM221 175H222V174H221ZM223 175H225V174H223ZM104 176H107L106 173H105ZM104 176H103V177H104ZM122 176H123V175H122ZM131 176H132V177H131ZM152 176H153V175H152ZM164 176H165V175H164ZM173 176H174V175H173ZM234 176H235V175H234ZM236 176H237V175H236ZM127 177H125V178H127ZM136 177H134V179H136V180H138V181H139V179H142V177H140L139 179L136 178ZM138 177H139V176H138ZM148 177H149V176H148ZM150 177H151V176H150ZM150 177H149V178H150ZM154 177H155V176H154ZM156 177H157V176H156ZM156 177H155V178H156ZM162 177H163V176H162ZM167 177H166V179H167ZM180 177H181V176H180ZM180 177H179V179H180ZM204 177H205V173H204ZM209 177H210V176H209ZM237 177H239V175H238ZM105 178H106V177H105ZM125 178H123V179H125ZM151 178L153 179V177H151ZM158 178H159V175H158ZM182 178H183V176H182ZM225 178H226V177H225ZM228 178H229V177H228ZM233 178H234V177H233ZM246 178H247V177H246ZM246 178H245V179H246ZM123 179H122V180H123ZM146 179H147V178H146ZM162 179H163V181H166L164 178H162ZM168 179H170V177H169ZM175 179H176V178H175ZM175 179H174V180H175ZM183 179H184V178H183ZM192 179H193V178H192ZM192 179H191V180H192ZM200 179H201V178H200ZM211 179H213V178H211ZM222 179H224V177H223ZM222 179H221V180H222ZM236 179H237V178H236ZM248 179H249V178H248ZM97 180H98V179H97ZM100 180H101V179H100ZM100 180H98V181H100ZM106 180H108V178H106ZM172 180H173V179H172ZM176 180H177V179H176ZM184 180H185V179H184ZM217 180H218V179H217ZM102 181H103V180H101L99 183H101ZM141 181H143V180H141ZM150 181H151V180H150ZM152 181H153V180H152ZM155 181H156V180H155ZM155 181H153V182H155ZM157 181H158V180H157ZM163 181H162V182H163ZM179 181H181V180H179ZM211 181H212V180H211ZM224 181H225V180H224ZM226 181H228V180L226 179ZM238 181H240V180H238ZM241 181H242V180H241ZM241 181H240V182H241ZM108 182H109V181H108ZM111 182H112V181H111ZM168 182H169V181H168ZM174 182H176V181H174ZM174 182H173V183H174ZM185 182H186V181H185ZM207 182H209V181L207 180ZM214 182H215V180H214ZM216 182H217V181H216ZM216 182H215V183H216ZM221 182H222V181H221ZM233 182H234V181H233ZM248 182H250V181H248ZM251 182H252V181H251ZM99 183H98V186L100 185ZM148 183H149V180H148ZM166 183H167V181L165 182V184H166ZM170 183H171L170 186H172V184H173L172 181H171ZM179 183H180V182H179ZM179 183H177V184L181 186V184H179ZM181 183H182V182H181ZM229 183H230V181H229ZM96 184H97V183H96ZM114 184H116V183H114ZM123 184H124V183H123ZM152 184H153V183H152ZM159 184H160V182H159ZM165 184H164V188H165ZM188 184H189V183H188ZM206 184H207V183H206ZM236 184H237V183H236ZM257 184H258V183H257ZM106 185H108V184H106ZM112 185H113V184H112ZM125 185H126V184H125ZM190 185H191V184H190ZM232 185H233V184H232ZM237 185H238V184H237ZM254 185H255V184H254ZM91 186H92V185H91ZM95 186H96V185H95ZM127 186H128V185H127ZM156 186H157V185H156ZM158 186H160V185H158ZM168 186H169V185H168ZM170 186H169V187H170ZM183 186H184V183H183ZM193 186H194V185H193ZM202 186H203V185H202ZM208 186H209V185H208ZM208 186H207L206 188H208ZM215 186H216V184H215ZM255 186H257V185H255ZM153 187H154V186H153ZM169 187H168V189H171V188H169ZM211 187H212V185H211ZM226 187H227V186H226ZM228 187H229V186H228ZM231 187H234V186H231ZM231 187H229V189H232ZM90 188H91V187H90ZM97 188H98V187H97ZM108 188H109V186H108ZM110 188H111V187H110ZM110 188H109V189H110ZM114 188H115V187H114ZM130 188H131V187H130ZM161 188L163 189V186H162V187L160 186V189H161ZM178 188H179V187H178ZM181 188H182V186L180 187V190H181ZM185 188H186V187H185ZM185 188H184V189H185ZM206 188H205V189H206ZM213 188H214V187H213ZM250 188H252V187H250ZM253 188H254V187H253ZM256 188H258V186H257ZM116 189H117V190H116ZM144 189H145V188H144ZM146 189H147V188H146ZM156 189H157V188H156ZM187 189H188V188H187ZM218 189H220V188H218ZM218 189H216V190H218ZM223 189H224V188H223ZM94 190H97V189H94ZM115 190L118 191V188H115ZM165 190H167V188H166ZM185 190H186V189H185ZM214 190H215V189H214ZM214 190H213V191H214ZM119 191H120V190H119ZM119 191H118V192H119ZM132 191H135V190L132 189ZM142 191H143V189H142ZM147 191H148V189H147ZM151 191H152V190H151ZM206 191H207V190H206ZM230 191H231V190H230ZM244 191H245V190H244ZM250 191H251V190H250ZM94 192H95V191H94ZM118 192H117V194H118ZM135 192H136V191H135ZM140 192H141V191H140ZM140 192H138V193H140ZM143 192H144V191H143ZM148 192H149V191H148ZM161 192H162V191H161ZM174 192H175V191H173V193H174ZM183 192H184V191H182V193H183ZM218 192H220V191H218ZM225 192H226V191H225ZM225 192L223 191V193H225ZM227 192H228V191H227ZM227 192H226V193H227ZM245 192H246V191H245ZM92 193H93V192H92ZM120 193H121V192H120ZM120 193H119V195H120ZM209 193H210V192H209ZM212 193H213V192H212ZM221 193H222V192H221ZM223 193H222V194H223ZM236 193H237V192H236ZM117 194H116V192H115V195H117ZM145 194L147 195L146 190H145ZM151 194H152V193H151ZM219 194H220V193H219ZM233 194H234V193H233ZM233 194H232V196H233ZM251 194H252V193H251ZM123 195H126V194H123ZM133 195H134V194H133ZM177 195H178V194H177ZM182 195H183V194H182ZM212 195H213V194H212ZM216 195H217V193H216ZM216 195H215V196H216ZM227 195H228V194H227ZM234 195H235V194H234ZM243 195H244V194H243ZM137 196H138V195H137ZM139 196H140V195H139ZM150 196H151V195H149V197H150ZM194 196H195V195H194ZM198 196H199V195H198ZM229 196H230V195H229ZM247 196H248V195H247ZM6 197H8V196H6ZM112 197H114V196H112ZM112 197H111V199H112ZM125 197H126V196H124V198H125ZM221 197H222V196H221ZM221 197H220V198H221ZM233 197H234V196H233ZM233 197H232V198H233ZM251 197H252V196H251ZM251 197H250L249 199H251ZM114 198H115V197H114ZM116 198H117V197H116ZM140 198H141V197H140ZM143 198H144V197H143ZM151 198H152V197L149 198V200H148L149 202H150V199H151ZM191 198H192V197H191ZM200 198H201V197H200ZM223 198H224V197H223ZM228 198H229V197H228ZM239 198H240V197H239ZM9 199H10V198H9ZM138 199H139V198H138ZM186 199H187V198H186ZM249 199H247V200L249 201ZM6 200H7V199H6ZM140 200H142V199H140ZM152 200H153V199H151V201H152ZM226 200H227V199H225V201H226ZM233 200H235V199H233ZM238 200H239V199H238ZM243 200H244V199H242V201H243ZM79 201H80V200H79ZM111 201H114V200H110L109 202H111ZM119 201H120V199H119ZM122 201H124V200H122ZM129 201H130V200H129ZM131 201H132V200H131ZM143 201H144V199H143ZM154 201H155V200H154ZM157 201H158V200H157ZM80 202H81V201H80ZM82 202H83V201H82ZM82 202H81V204H82ZM85 202H86V201H85ZM85 202H84V204H85ZM106 202H108V201H106ZM106 202H105V203H106ZM145 202H147V201H144L143 203L145 204ZM155 202H156V201H155ZM155 202L152 201V203L150 202L151 204H150V203H149V204H150L151 206H153V205L155 204ZM229 202H230V201H229ZM232 202H233V201H232ZM238 202H239V201H238ZM105 203H104V204H105ZM116 203H118V202H116ZM119 203H120V202H119ZM126 203H127V202H126ZM132 203H133V202H132ZM132 203H131V204H132ZM147 203H148V202H147ZM147 203H146V204H147ZM153 203H154V204H153ZM221 203H222V202H221ZM227 203H228V202H227ZM3 204H4V203H3ZM121 204H122V202H121ZM124 204H125V203H124ZM152 204H153V205H152ZM194 204H195V203H194ZM202 204H203V203H202ZM206 204H207V202H206ZM215 204H216V203H215ZM225 204H226V203H225ZM238 204L241 205L240 203H238ZM242 204H244V203H242ZM147 205H148V204H147ZM163 205H164V204H163ZM182 205H183V204H182ZM231 205H232V204H231ZM6 206H7V205H6ZM78 206H79V205H78ZM82 206H83V205H82ZM82 206H81V207H82ZM122 206H123V205H122ZM164 206H165V205H164ZM205 206H206V205H205ZM224 206H225V205H224ZM229 206H230V205H229ZM229 206H228V207H229ZM232 206H233V205H232ZM7 207H8V206H7ZM104 207H105V206H104ZM106 207H107V206H106ZM120 207H121V205H120ZM135 207H136V206H135ZM138 207H139V206H138ZM138 207H136V209H137ZM162 207H163V206H162ZM182 207H183V206H182ZM182 207H181V208H182ZM219 207H220V206H219ZM219 207H217V208H219ZM236 207H237V206H236ZM123 208H126V207H123ZM123 208H122V209H123ZM132 208H134V207H132ZM132 208H131V209H132ZM170 208H171V207H170ZM173 208H174V207H173ZM181 208H180V209H181ZM185 208H186V207H185ZM201 208H202V207H201ZM201 208H200V209H201ZM239 208H240V207H239ZM115 209H116V208H115ZM115 209H114V210H115ZM117 209H118V208H117ZM126 209H127V208H126ZM138 209H139V208H138ZM155 209H156V208H155ZM163 209H164V208H163ZM186 209H187V208H186ZM196 209H197V208H196ZM220 209H221V208H220ZM230 209H232V208L230 207ZM230 209H228V210H230ZM0 210H1V209H0ZM108 210H109V209H108ZM119 210H120V209H119ZM123 210H124V209H123ZM123 210H122V211H123ZM139 210H140V209H139ZM147 210H148V209H147ZM204 210H205V209H204ZM204 210H203V211H204ZM236 210L239 211L240 209H236ZM241 210H242V208H241ZM124 211H125V210H124ZM178 211H179V210H178ZM189 211H190V210H189ZM225 211H227V210H225ZM244 211H245V210H244ZM0 212H1V211H0ZM109 212H112V211H109ZM109 212H108V213H109ZM113 212H114V211H113ZM153 212H154V211H153ZM158 212H159V211H158ZM169 212H170V211H169ZM173 212H174V211H173ZM232 212H233V211H232ZM2 213H3V211H2ZM108 213H107V214H108ZM122 213H123V212H122ZM143 213H144V212H143ZM175 213H176V211H175ZM212 213H213V212H212ZM214 213H215V212H214ZM214 213H213V214H214ZM219 213H220V212H219ZM243 213H244V212H243ZM5 214H6V213H5ZM110 214H111V213H110ZM141 214H142V213H141ZM150 214H151V213H150ZM163 214H164V213H163ZM165 214H166V213H165ZM167 214H168V213H167ZM184 214H185V213H184ZM210 214H211V213H210ZM210 214H209V215H210ZM213 214H212V215H213ZM241 214H242V212H241ZM1 215H2V214H1ZM112 215H113V213H112ZM118 215H120V214H118ZM147 215H148V214H147ZM153 215H155V214H153ZM168 215H169V214H168ZM185 215H186V214H185ZM198 215H199V214H198ZM218 215H219V214H218ZM236 215H237V214H236ZM244 215H245V214H244ZM248 215H250V214L248 213ZM8 216H10V215H8ZM107 216H108V215H107ZM114 216H115V214H114ZM133 216H134V215H133ZM143 216H144V214H143ZM181 216H182V215H181ZM191 216H192V212H191ZM108 217H110V216H108ZM146 217H149V215L146 216ZM151 217H152V215H151ZM161 217H163V216H161ZM177 217H179V216H177ZM211 217H212V216H211ZM218 217H219V216H218ZM232 217H233V214H232ZM236 217H237V216H236ZM240 217H242V216H239V218H240ZM243 217H244V216H243ZM6 218H7V217H6ZM103 218L105 219V216L102 217V219H103ZM116 218H117V217H116ZM131 218H132V217H131ZM134 218H135V217H134ZM138 218L140 219V217H138ZM155 218H156V217H155ZM173 218H174V217H173ZM184 218H185V217H184ZM188 218H189V217H188ZM188 218H186V219L188 220ZM199 218H201V217H199ZM202 218H203V217H202ZM216 218H217V217H216ZM221 218H222V217H221ZM223 218H224V217H223ZM1 219H2V218H1ZM1 219H0V221H1ZM104 219H103V220H104ZM143 219H146V218H143ZM162 219H164V218H162ZM178 219H179V218H178ZM181 219H182V218H181ZM181 219H180V220H181ZM192 219H193V218H192ZM196 219H197V218H196ZM210 219H211V218H210ZM240 219H241V218H240ZM242 219H243V218H242ZM9 220H10V219H9ZM96 220H97V219L95 218V221H96ZM106 220H108V218H106ZM106 220H105V221H106ZM150 220H151V219H150ZM150 220H149V222H150ZM174 220H175V219H174ZM193 220L195 221V219H193ZM199 220H200V219H199ZM202 220H204V219H202ZM207 220H208V219H207ZM213 220H214V219H213ZM216 220H217V219H216ZM221 220H222V219H221ZM230 220H232V219L230 218ZM230 220H229V221H230ZM243 220H244V219H243ZM243 220H242V221H243ZM7 221H8V220H7ZM22 221H24V220H22ZM97 221H98V220H97ZM97 221H96V222H97ZM131 221H132V220H131ZM133 221H134V220H133ZM144 221H145V220H144ZM156 221H157V219H156ZM165 221H166V220H165ZM176 221H177V220H176ZM189 221H190V219H189ZM189 221H188V222H189ZM222 221H224V220H222ZM240 221H241V220H240ZM5 222H6V221H5ZM8 222H9V221H8ZM93 222H94V221H93ZM107 222H108V221H107ZM111 222H112V221H111ZM139 222H140V221H139ZM139 222H138V223H139ZM152 222H153V221H152ZM154 222H155V221H154ZM168 222H169V221H168ZM168 222H167V225H168ZM174 222H175V221H174ZM174 222H173V223H174ZM178 222H179V220H178ZM183 222H185V221H183ZM202 222H204V221H202ZM217 222H218V220H217ZM224 222H225V221H224ZM224 222H223V223H224ZM230 222H231V221H230ZM10 223H11V221H10ZM12 223H13V222H12ZM25 223H27V222L25 221ZM104 223H105V222H104ZM130 223H131V222H130ZM141 223L143 224V222H141ZM146 223H147V221H146ZM150 223H151V222H150ZM159 223H160V222H159ZM162 223H163V221H162ZM171 223H172V222H171ZM171 223H170V224H171ZM176 223H177V222H176ZM176 223H175V225H176ZM191 223H192V222H191ZM191 223H190V225H192ZM195 223H196V222H195ZM211 223H213V221H212ZM221 223H222V222H221ZM241 223H242V222H241ZM246 223H247V222H246ZM8 224H9V223H8ZM35 224H37V223H35ZM163 224L165 225V223H163ZM179 224H180V223H179ZM179 224H177V225H179ZM185 224H186V223H185ZM199 224L201 225L200 222H199ZM227 224H228V223H227ZM244 224H245V223H244ZM27 225H30V223L27 224ZM27 225H26V226H27ZM32 225H33V224H32ZM105 225H106V224H105ZM107 225H108V224H107ZM125 225H126V224H125ZM125 225H124V226H125ZM130 225H131V224H130ZM132 225H134V224H132ZM161 225H162V224H161ZM183 225H184V224H183ZM194 225H195V224H194ZM196 225H197V223H196ZM196 225H195V226H196ZM203 225H204V224H203ZM207 225H208V224H207ZM210 225H211V224H210ZM221 225L223 226V224H221ZM229 225H231V223H230ZM124 226H123V227H124ZM127 226H128V225H127ZM142 226H143V225H142ZM144 226H146V225H144ZM157 226H158V225H157ZM173 226H174V225H173ZM184 226H185V225H184ZM184 226H183V227H184ZM188 226H189V223H188ZM205 226H206V225H205ZM218 226H219V225H217V227H218ZM234 226H235V225H234ZM244 226H245V225H244ZM244 226H242V227H244ZM8 227H9V226H8ZM135 227H136V226H135ZM135 227H134V230H135ZM174 227H175V226H174ZM174 227H173V228H174ZM179 227H181V225H180V226H177L178 230H179ZM198 227H199V226H198ZM226 227H227V226H226ZM231 227H232V226H231ZM231 227L229 226L230 229H231ZM9 228H13V225H12V227L10 226ZM21 228H22V227H21ZM141 228H142V227H141ZM144 228H145V227H144ZM150 228H151V227H150ZM164 228L166 229V228H168V227H163V229H164ZM169 228H171V227L169 226ZM173 228H172V229H173ZM186 228H187V227H186ZM191 228H192V227H191ZM205 228H206V227H205ZM205 228H204V229H205ZM207 228H208V227H207ZM210 228H211V227H210ZM219 228H221V227H218V229H219ZM222 228H223V227H222ZM3 229H4V228H3ZM7 229H8V228H7ZM13 229H14V228H13ZM28 229H29V227H28ZM124 229H125V228H124ZM156 229H157V228H156ZM163 229H162V230H163ZM180 229H181V228H180ZM183 229L186 230L185 228H183ZM188 229H189V227H188ZM215 229H216V228H215ZM218 229H217V230H218ZM26 230H27V229H26ZM130 230H131V229H130ZM139 230H140V229H139ZM142 230H144V229H142ZM151 230H152V229H151ZM157 230H159V229H157ZM162 230H161L160 232H162ZM166 230H167V229H166ZM168 230H169V229H168ZM173 230H174V229H173ZM173 230H172V231H173ZM184 230L180 232L181 235H182V232H184ZM199 230H200V229H199ZM202 230H203V228H202ZM212 230H214V228H213ZM228 230H229V229H228ZM231 230H233V229H231ZM3 231H4V230H2V232H3ZM13 231H14V230H13ZM131 231H132V230H131ZM152 231H153V230H152ZM175 231L177 232V229H175ZM175 231H174V233H175L176 236H177V233H176ZM179 231H180V230H179ZM190 231H191V230H190ZM195 231H196V230H195ZM226 231H227V230H226ZM234 231H235V230H234ZM246 231H247V230H246ZM0 232H1V231H0ZM14 232L16 233V231H14ZM17 232H18V231H17ZM29 232H30V231H29ZM132 232H133V231H132ZM136 232H137V231H136ZM149 232H150V230H149ZM170 232H171V230H170ZM213 232H214V231H213ZM217 232H218V231H217ZM230 232H231V231H230ZM247 232H248V231H247ZM249 232H250V231H249ZM9 233H10V232H9ZM11 233H12V232H11ZM11 233H10V234H11ZM138 233H139V231H138ZM152 233H153V232H152ZM154 233H155V232H154ZM168 233H169V232H168ZM184 233H185V232H184ZM186 233H187V232H186ZM188 233H189V232H188ZM204 233H205V231H204ZM214 233H215V232H214ZM224 233H225V231H224ZM228 233H229V232H228ZM243 233H244V232H243ZM1 234H2V233H1ZM1 234H0V235H1ZM6 234H7V233H6ZM17 234H18V233H17ZM141 234L143 235V233L140 232V235H141ZM156 234H157V233H156ZM171 234H172V233H170L169 235H171ZM178 234H179V233H178ZM192 234H193V233H192ZM212 234H213V233H212ZM221 234L223 235V233H221ZM221 234H219V235H221ZM244 234H245V233H244ZM251 234H252V233H251ZM254 234H255V233H253V235H254ZM3 235H4V233H3ZM7 235H8V234H7ZM120 235H122V233H121ZM140 235H139V236H140ZM149 235H151V233H150ZM159 235H163V234H159ZM164 235H165V234H164ZM166 235H167V234H166ZM169 235H167V236H169ZM179 235H180V234H179ZM184 235H185V234H184ZM187 235H188V234H187ZM199 235H201V234H199ZM199 235H198V236H199ZM209 235H210V234H209ZM222 235H221V236H222ZM14 236H16V235H14ZM126 236H128V232H127V235H126ZM126 236H125V237H126ZM131 236H132V235H131ZM131 236H130V237H131ZM144 236H145V235H143V237H144ZM147 236H148V235H147ZM147 236H145V237H147ZM155 236H156V235H155ZM157 236H158V235H157ZM176 236H174V237H176ZM205 236H206V233H205ZM211 236H212V235H211ZM214 236H215V235H214ZM243 236H244V235H243ZM243 236H242V237H243ZM247 236H248V234H247ZM3 237H4V236H3ZM10 237H11V235H10ZM137 237H138V236H137ZM137 237L134 236V238H137ZM159 237H160V236H159ZM159 237H158V238H159ZM171 237H172V236H171ZM171 237H170V238H171ZM180 237H181V236H180ZM191 237H192V236H191ZM199 237L201 238V236H199ZM202 237H203V236H202ZM208 237H210V236H208ZM219 237H220V236H219ZM228 237L231 238V236H228ZM248 237H249V236H248ZM13 238H14V237H13ZM141 238H142V237H141ZM161 238L163 239L164 236H163V237L161 236ZM161 238H160L159 240H161ZM176 238H177V237H176ZM195 238H197V236H196ZM244 238H245V237H244ZM254 238H255V237H254ZM122 239H123V238H122ZM138 239H140V238H138ZM144 239H145V238H144ZM147 239H148V238H147ZM153 239H154V238L152 237V240H153ZM167 239H168V238H167ZM178 239H179V238H178ZM181 239H182V238H181ZM187 239H188V238H187ZM211 239H212V238H211ZM219 239H220V238H219ZM221 239H222V238H221ZM223 239H224V238H223ZM223 239H222V240H223ZM225 239H226V238H225ZM251 239H253V238H251ZM13 240H14V239H12V241H13ZM115 240H116V239H115ZM115 240H114V241H115ZM123 240H124V239H123ZM135 240H136V239H135ZM141 240H142V239H141ZM152 240H151V241H152ZM156 240H157V239H156ZM159 240H158V241H159ZM170 240H173V239H170ZM198 240H199V239H198ZM201 240H202V239H201ZM209 240H210V239H209ZM242 240L244 241V239H242ZM12 241H11V242H12ZM121 241H122V240H121ZM128 241H129V240H128ZM149 241H150V240H149ZM149 241H148V242H149ZM173 241H174V240H173ZM173 241H172V242H173ZM178 241H179V240H178ZM184 241H185V240H184ZM187 241H188V240H186V243H187ZM195 241H196V240H195ZM199 241H200V240H199ZM227 241H228V239H227ZM227 241H225V242L227 243ZM239 241L241 242L240 239H239ZM239 241H238V242H239ZM243 241H242V244H243ZM246 241H248V240H246ZM246 241H245V242H246ZM249 241H250V240H249ZM13 242H14V241H13ZM132 242H133V241H132ZM132 242H130V243L132 244ZM136 242H137V241H136ZM145 242H146V240H145ZM154 242H155V240H154ZM159 242H161V241H159ZM168 242H169V240H168ZM172 242H170L171 245H173ZM182 242H183V241H182ZM200 242H202V241H200ZM204 242H206V243L208 242V244H209V241H208V240H207V241H204ZM232 242H233V241H232ZM238 242H237L236 244L239 246L240 244H239ZM116 243H117V242H116ZM156 243H157V242H156ZM180 243H181V242H180ZM222 243H223V242H222ZM230 243H231V242H230ZM248 243H249V242H247V246H248ZM112 244H113V242H112ZM118 244H119V243H118ZM120 244H121V243H120ZM126 244L129 245V243H126ZM144 244H145V243H144ZM153 244H154V243H153ZM167 244H168V243H167ZM167 244H166V245H167ZM234 244H235V243H234ZM234 244H233V245H234ZM242 244H241V245H242ZM249 244H250V243H249ZM253 244H254V242H253ZM113 245H114V244H113ZM113 245H112V246H113ZM121 245H122V244H121ZM123 245H124V244H123ZM132 245H133V244H132ZM140 245H141V244H140ZM140 245H138V246H140ZM183 245H184V244H183ZM191 245H192V244H191ZM193 245H194V243H193ZM203 245H204V244H203ZM206 245H207V244H206ZM245 245H246V244H245ZM254 245H255V244H254ZM263 245H264V244H263ZM124 246H125V245H124ZM124 246H123V247H124ZM136 246H137V244H136ZM151 246H152V245H151ZM156 246H157V245H156ZM168 246H169V245H168ZM174 246H176V245H174ZM178 246H179V245H178ZM186 246H188V245H186ZM196 246H197V245H196ZM198 246H199V245H198ZM220 246H221V245H220ZM226 246H227V245H226ZM229 246H230V245H229ZM107 247H108V246H107ZM115 247H116V246H115ZM126 247H127V246H126ZM133 247H134V246H133ZM142 247H143V246H142ZM154 247H155V244H154ZM160 247H162V246H160ZM160 247H159V248H160ZM163 247H164V246H163ZM179 247H181V246H179ZM203 247H204V246H203ZM231 247H232V246H231ZM243 247H244V245H243ZM243 247H241V248H243ZM249 247H251V246H249ZM108 248H109V247H108ZM108 248H107V249H108ZM113 248H114V247L111 248L112 250L109 248V250L114 251L115 249L113 250ZM130 248H132V247H130ZM137 248H138V247H137ZM139 248L141 249V247H139ZM148 248H149V247H148ZM165 248H166V247H165ZM167 248H169V247H167ZM187 248H188V247H187ZM189 248H190V247H189ZM194 248H195V247H194ZM212 248H213V247H212ZM214 248H215V247H214ZM244 248H246V246H245ZM244 248H243V249H244ZM116 249H117V247H116ZM127 249H128V248H127ZM127 249H126V250H127ZM135 249H136V247H135ZM145 249H147V248H145ZM175 249H176V248H175ZM181 249H182V247H181ZM195 249H197V248H195ZM201 249H202V248H201ZM207 249H208V248H207ZM223 249H224V248H223ZM225 249H227V247H225ZM237 249H240V248H237ZM237 249H236V251H237ZM247 249H248V248H247ZM261 249H262V248H261ZM120 250H121V249H120ZM130 250H131V249H130ZM133 250H134V249H133ZM138 250H139V249H138ZM142 250H143V249H142ZM159 250H160V249H159ZM187 250H188V249H187ZM204 250H205V249H204ZM233 250H235V249L233 248ZM241 250H242V249H241ZM248 250H250V249H248ZM248 250H247V253H248ZM251 250H252V248H251ZM123 251H124V249H123ZM161 251H162V250H161ZM163 251H164V250H163ZM181 251H182V250H181ZM188 251H189V250H188ZM195 251H196V250H195ZM199 251H201V250H200V246H199ZM206 251H207V250H206ZM208 251H209V250H208ZM231 251H232V250H231ZM231 251H230V252H231ZM238 251H239V250H238ZM252 251H253V250H252ZM254 251H255V250H254ZM256 251H257V250H256ZM261 251H262V250H261ZM261 251H260V252H261ZM109 252H110V251H109ZM119 252H120V251H119ZM158 252H160V251H158ZM165 252H166V251H165ZM173 252H174V251L170 252V254L173 253ZM176 252H177V251H176ZM182 252H184V251H182ZM182 252H181V253H182ZM186 252H187V251H186ZM190 252L192 253L193 251H190ZM204 252H205V251H204ZM222 252H223V251H222ZM250 252H251V251H250ZM258 252H259V251H258ZM260 252H259V253H260ZM105 253H106V252H105ZM112 253H113V252H112ZM116 253H117V252H116ZM122 253H123V252H122ZM140 253H142V252H140ZM166 253H167V252H166ZM166 253H165V254H166ZM191 253H190V254H191ZM202 253H203V250H202ZM208 253H209V252H208ZM210 253H211V252H210ZM214 253H215V252H214ZM233 253H234V252H233ZM243 253H244V250H243ZM243 253H242V254H243ZM254 253H255V252H254ZM259 253H258V254H259ZM108 254H111V253H108ZM127 254H128V253H127ZM132 254H133V253H132ZM168 254H169V253H168ZM182 254H183V253H182ZM198 254H199V253H198ZM205 254H206V253H205ZM211 254H213V253H211ZM226 254H227V253H226ZM229 254H230V253H229ZM235 254H236V253H235ZM238 254H239V252L237 253V255H238ZM249 254H250V253H249ZM104 255H105V254H104ZM104 255H102L103 258H104ZM111 255H112V254H111ZM114 255H115V254H114ZM114 255H113V256H114ZM124 255H126V254H124ZM136 255H137V254H136ZM175 255H176V254H175ZM188 255H189V254H188ZM193 255H194V254H193ZM209 255H210V254H209ZM222 255H224V253H222ZM244 255H247V254H244ZM251 255H252V254H251ZM251 255H250V256H251ZM262 255H263V254H262ZM109 256H110V255H109ZM120 256H121V254H120ZM120 256H119V258H120ZM138 256H139V255H138ZM167 256H168V255H167ZM170 256H171V255H170ZM183 256H184V254H183ZM186 256H187V255H186ZM186 256H185V257H186ZM189 256H190V255H189ZM189 256H187V257H189ZM227 256H229V255H227ZM230 256H231V255H230ZM230 256H229V257H230ZM254 256H255V255H253V257H254ZM259 256H260V255H259ZM106 257H107V256H106ZM115 257H116V256H115ZM128 257H129V256H128ZM130 257H131V256H130ZM158 257H159V256H158ZM168 257H169V256H168ZM171 257H172V256H171ZM173 257H174V256H173ZM173 257H172V258H173ZM175 257H176V256H175ZM177 257H178V255H177ZM181 257H182V255H181ZM187 257H186V258H187ZM194 257H195V256H194ZM197 257H198V256H197ZM199 257H200V256H199ZM202 257H203V255H202ZM214 257H216V255H215ZM214 257H213V258H214ZM220 257H221V256H220ZM234 257H235V255H234ZM242 257H243V256H242ZM245 257H246V256H245ZM255 257H256V256H255ZM124 258H125V257H124ZM190 258H192V257H190ZM204 258H205V257H204ZM210 258H211V257H210ZM210 258H209V259H210ZM213 258H212V260H213ZM231 258H233V256H232ZM235 258H236V257H235ZM247 258H248V257H246V259H247ZM129 259H130V258H129ZM157 259H158V258H157ZM160 259H162V258H160ZM188 259H189V258H188ZM206 259H207V256H206ZM217 259H219V258L217 257ZM249 259H250V258H249ZM252 259H254V258H252ZM104 260H105V258H104ZM109 260H110V258H109ZM116 260H117V259H116ZM121 260H122V259H121ZM121 260H120V261H121ZM126 260H127V259H126ZM162 260H163V259H162ZM162 260H160V262H162ZM196 260H197V259H196ZM198 260H199V259H198ZM201 260H204V259L201 258ZM201 260H200V261H201ZM212 260H211V261H212ZM259 260H260V259H259ZM124 261H125V260H124ZM163 261H164V260H163ZM191 261H192V260H191ZM209 261H210V260H209ZM209 261H208V262H209ZM214 261H215V258H214ZM217 261H218V260H217ZM224 261H225V260H224ZM234 261H235V260H234ZM253 261H254V260H253ZM110 262H111V261H110ZM118 262H119V261H118ZM131 262H132V261H131ZM186 262H187V261H186ZM189 262H190V261H189ZM198 262H199V261H198ZM205 262H206V261H205ZM226 262H229V261H226ZM239 262H240V261H239ZM242 262H243V261H242ZM255 262H256V260H255ZM257 262H259V261H257ZM119 263H121V262H119ZM127 263H128V262H127ZM127 263L125 262L124 264H127ZM134 263H135V262H134ZM162 263H163V262H162ZM191 263H192V262H191ZM224 263H225V262H224ZM235 263H236V262H235ZM245 263H246V262H245ZM253 263H254V262H253ZM260 263H261V262H260ZM112 264H114V263H112ZM130 264H131V263H130ZM158 264H160V263H158ZM196 264H197V263H196ZM207 264H208V263H207ZM210 264H211V263H210ZM231 264H232V263H231ZM236 264H237V263H236ZM247 264H249V262H248ZM263 264H264V263H263Z\"/></svg>",
	"mask_w": 264,
	"mask_h": 264
}]
</instances>
